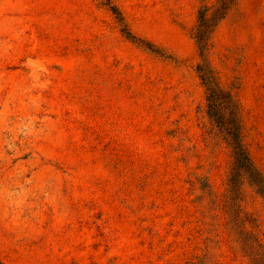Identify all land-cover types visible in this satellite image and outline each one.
Masks as SVG:
<instances>
[{"label": "rangeland", "instance_id": "1", "mask_svg": "<svg viewBox=\"0 0 264 264\" xmlns=\"http://www.w3.org/2000/svg\"><path fill=\"white\" fill-rule=\"evenodd\" d=\"M218 2L0 0V264H264V0L201 52Z\"/></svg>", "mask_w": 264, "mask_h": 264}, {"label": "trees", "instance_id": "2", "mask_svg": "<svg viewBox=\"0 0 264 264\" xmlns=\"http://www.w3.org/2000/svg\"><path fill=\"white\" fill-rule=\"evenodd\" d=\"M234 2L235 0H219L217 5L213 7L214 12L210 17H206L207 9H201L198 11V24L195 29L194 37L197 40V46L201 52L204 51L207 46L208 32L210 29L209 26L223 17ZM109 8L111 11L114 10L112 6ZM117 18L122 26V31L127 35V37L136 39L135 36L131 35L128 31L127 25L124 23L123 19L120 17ZM201 67L202 66H200V68ZM201 69H199L198 72L206 90L208 109L211 111L216 108L220 109L221 105L225 104L224 109H226L227 113L212 116L215 118L214 121L218 124L217 127L225 133V139L233 158V167L237 169H245V161H247L248 158L246 155V147L243 142L242 129L238 120L236 105L230 96H226L227 100L223 103L218 102L224 94L219 89L217 83H215L212 72L208 69L207 65L203 64Z\"/></svg>", "mask_w": 264, "mask_h": 264}]
</instances>
